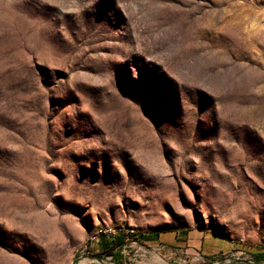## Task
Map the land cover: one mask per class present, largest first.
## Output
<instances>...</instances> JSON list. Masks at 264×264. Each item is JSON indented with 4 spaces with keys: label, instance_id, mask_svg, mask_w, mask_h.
I'll return each mask as SVG.
<instances>
[{
    "label": "rangeland",
    "instance_id": "obj_1",
    "mask_svg": "<svg viewBox=\"0 0 264 264\" xmlns=\"http://www.w3.org/2000/svg\"><path fill=\"white\" fill-rule=\"evenodd\" d=\"M119 232L123 264H256L264 0H0V264Z\"/></svg>",
    "mask_w": 264,
    "mask_h": 264
},
{
    "label": "trees",
    "instance_id": "obj_2",
    "mask_svg": "<svg viewBox=\"0 0 264 264\" xmlns=\"http://www.w3.org/2000/svg\"><path fill=\"white\" fill-rule=\"evenodd\" d=\"M145 235L144 232L140 233ZM129 233L119 232L113 235L110 241L107 239V234L103 233L100 235V245L103 251L107 253V256H111L116 264H123L122 246L126 241ZM253 256V260L256 264H262L264 262V248H254L250 251ZM221 264H244L240 260H232L229 262H222Z\"/></svg>",
    "mask_w": 264,
    "mask_h": 264
},
{
    "label": "bare ground",
    "instance_id": "obj_3",
    "mask_svg": "<svg viewBox=\"0 0 264 264\" xmlns=\"http://www.w3.org/2000/svg\"><path fill=\"white\" fill-rule=\"evenodd\" d=\"M82 263H86V260H83Z\"/></svg>",
    "mask_w": 264,
    "mask_h": 264
},
{
    "label": "built area",
    "instance_id": "obj_4",
    "mask_svg": "<svg viewBox=\"0 0 264 264\" xmlns=\"http://www.w3.org/2000/svg\"><path fill=\"white\" fill-rule=\"evenodd\" d=\"M111 258V256H109ZM113 264H116V263H113Z\"/></svg>",
    "mask_w": 264,
    "mask_h": 264
}]
</instances>
